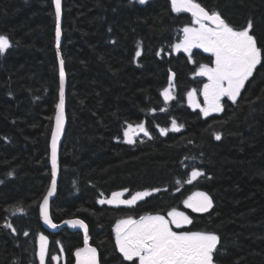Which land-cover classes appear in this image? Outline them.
Wrapping results in <instances>:
<instances>
[{
    "label": "trees",
    "instance_id": "16d2710c",
    "mask_svg": "<svg viewBox=\"0 0 264 264\" xmlns=\"http://www.w3.org/2000/svg\"><path fill=\"white\" fill-rule=\"evenodd\" d=\"M62 1L67 129L52 220L84 221L100 264H127L114 234L125 211L100 200L150 192L134 211L164 210L202 192L213 206L196 223L220 237V264H264V0H195L235 29L250 21L262 49L236 102L207 117L188 96L210 61L173 54L191 13L171 0ZM56 26L53 0H0V35L12 44L0 54V264H40L41 236L45 264H74L84 243L81 232L48 231L40 215L60 91ZM170 85L175 98L165 101ZM141 124L149 135L127 143L128 126ZM192 171L204 175L188 183Z\"/></svg>",
    "mask_w": 264,
    "mask_h": 264
},
{
    "label": "snow or ice",
    "instance_id": "6c2138e0",
    "mask_svg": "<svg viewBox=\"0 0 264 264\" xmlns=\"http://www.w3.org/2000/svg\"><path fill=\"white\" fill-rule=\"evenodd\" d=\"M141 4L145 0H139ZM172 10L176 13L190 12L193 22L197 27H185L184 37L181 43L175 45L179 52L181 49L191 56L193 48H202L215 57L214 66L202 65L197 72L199 76H206L208 83L203 86V97L206 107L201 108L204 116L207 117L214 112H222L224 97L229 98L233 103L236 102L245 83L253 75L254 70L262 61V49L257 47L255 36L250 34L252 23L249 21L243 29H235L221 17L217 11L209 12L195 0H171ZM56 26V47H60V17L61 0H55ZM12 44L5 35H0V54L6 53ZM140 52L136 53L139 56ZM60 91L59 103L56 105L57 113L55 116V131L52 133L51 143V165L52 176L51 188L43 198L41 211L45 223L51 224L48 207L49 197L56 189V175L59 170L58 165V140L62 134L64 124V61L60 59ZM165 101H170L175 97L171 94V85L162 93ZM189 104L193 107H200L195 101V90L189 93ZM175 121L172 124V131H179ZM161 134L167 135L166 129H161ZM133 132H142L145 136L149 133L141 124L134 129L132 125L124 132L126 142L134 144ZM215 139L220 140L221 135L215 134ZM204 175L199 171H192L191 179ZM124 192H114L111 199L100 200L101 204H113L116 206H133L138 200L151 195L150 192H137L131 199H122ZM187 208L193 212H208L213 202L211 197L202 192L196 193L184 202ZM169 218L163 215H145L139 220L128 218L121 220L115 228L116 245L124 260L138 262V264H215L214 255L217 253L220 237L213 233L200 231H174L191 225L192 220L183 212L173 209L168 214ZM65 223L73 227H80L84 230L85 247L77 250V264H98L97 251L88 246V227L82 220H69ZM6 227L11 228L10 224ZM14 231V229H13ZM40 264H45L47 239L40 237ZM57 261L59 257H54Z\"/></svg>",
    "mask_w": 264,
    "mask_h": 264
},
{
    "label": "flooded vegetation",
    "instance_id": "af4514ba",
    "mask_svg": "<svg viewBox=\"0 0 264 264\" xmlns=\"http://www.w3.org/2000/svg\"><path fill=\"white\" fill-rule=\"evenodd\" d=\"M197 53H199V54L201 55L202 58H207V59L210 61L209 64H204V65L209 66V65H213V64H214L215 57L212 56L211 53H209V52H205L202 48H193V49L191 50V56H189V54L186 53V52H184V51H179V52H177L176 49L174 50V53H173V54H174V55L184 54L185 56H188L190 59H192V61H194V57H193V56L196 55ZM202 58H201V59H202ZM195 60H196V59H195ZM202 65H203V64H202ZM202 65H201V66H202ZM174 77H175V76H174ZM170 82H171V83L174 82V79L172 80V79L170 78ZM206 83H208V80L206 81V79L204 80V78H203V83H202L201 87L199 88V90H198V89L195 90V94L197 95L199 101H200L202 104H205V103H204V97H203V94H202V96H200V95H201V93H203V86H204V84H206ZM246 83H247V82H246ZM246 83H245V85H246ZM171 90H172V88H171ZM242 90H243V89H242ZM192 92H193V91H192ZM241 92H242V91H241ZM171 94H172V93H171ZM240 94H241V93H240ZM227 102H232V101H231L229 98L224 97V98L222 99V101H221V103L223 104V109H224V106H225V104H226ZM124 193H125V195H126V198H129L130 196H133V195H129L127 192H124ZM194 195H195V194H194ZM194 195H193V196H194ZM193 196H191V197H193ZM148 197H149V196L145 197V198L142 199V200H138L137 203H136L135 205H133V206H127V205H119V206H116V205H111V204H105V205H107V206H109V207L117 208V209H122V210L125 211V212L121 215L122 218L119 219V220L117 221L116 225H117L121 220H125V219H128V218H132V219H135V220H139V218H140L141 216H145V215H163V216H165V218H169L167 214H168L170 211H172L173 209H175L176 211L183 212L185 215H188L189 218L192 220V224H191V225H185V227H184V228H181V229H176V228L173 226V230H174V231H178V232H180V231H200V232L210 233V232H208L207 230H205L204 227H202V226H200V225H198V224L196 223V218H197L198 216H201L202 214H204V213H206V212H204V213L193 212L190 208H187V207L185 206V203H184L183 208H171V209H169V207H168L167 209H164V210H158V209L145 210V209H144V210H142V211H136V212H135L134 210H136V209L138 208L139 204L142 203V202H144V201H146ZM128 211H129V212H128ZM116 225H115V227H114L115 238H116V232H115ZM46 239H47V241H48V247H49V239H48V238H46ZM115 246H116V251H117L119 257L122 259V261L125 262V263H127V264H133V262H129V261L124 260L122 254L120 253V251H119V249H118V247H117V245H116V242H115ZM81 248H82V247H81ZM97 250H98V249H97ZM98 252H99V251H98ZM47 254H48V248H47ZM99 257H100V255H99ZM220 258H221V257H220V254H219V252H217V253L214 255L215 264H220ZM46 260H47V256H46ZM46 260H45V262H46ZM61 262H62L63 264L66 263L65 257H63V258L61 259ZM74 264H75V256H74ZM134 264H138V262H134Z\"/></svg>",
    "mask_w": 264,
    "mask_h": 264
},
{
    "label": "water",
    "instance_id": "95a60500",
    "mask_svg": "<svg viewBox=\"0 0 264 264\" xmlns=\"http://www.w3.org/2000/svg\"><path fill=\"white\" fill-rule=\"evenodd\" d=\"M53 2H54V7H55V0H53ZM62 24H63V1L61 0V17H60V21H59L60 30H61L60 47H59V49H57V47H56L57 57H58V63H59L60 59H63L62 50H61L62 49V43H63ZM59 69H60V64H59ZM64 73H65V84H64V99H65V105H64V124H63V130H62V134L60 135L59 140H58V165H59V170H58V173H57V175L55 177V179H56V189H55L54 194L51 197H49V207H48L49 218L51 219L52 224L56 225V227L53 228L51 226V224L45 223L44 216H43L42 211H41V207H40V215H41L42 224L45 227V229H47L48 231H50L52 233H57V232H59V231H61L63 229H68L70 232H81L82 235H83V240H84V230L82 228H80V227H73L72 225H70L68 223H65L66 221H69V220L63 221L62 223H55L52 220V217H51V203L55 200V198L57 196L58 186H59L60 177H61L60 155H61V147H62V144H63V139H64V136H65V133H66V129H67V122H66V99H67V91H68V80H67V75H66V71H65V63H64ZM171 79L172 80L174 79V74H171ZM56 113H57V110H56ZM54 131H55V123H54V130H53V132ZM51 143H52V138H51ZM50 162H51V144H50ZM51 169H52V165H51ZM52 179H53V176H52ZM50 188H51V186H50ZM42 203H43V201H42ZM74 220H80V219H74ZM88 246L96 249V251H97V258H98V264H100L99 252H98V250H97L96 247H94L93 245H91V242H90L89 237H88ZM84 247H85V243H83V247L82 248H84ZM76 252H77V250L75 251V253ZM75 253H74V256H75V264H77V257L75 255Z\"/></svg>",
    "mask_w": 264,
    "mask_h": 264
},
{
    "label": "rangeland",
    "instance_id": "374dc122",
    "mask_svg": "<svg viewBox=\"0 0 264 264\" xmlns=\"http://www.w3.org/2000/svg\"><path fill=\"white\" fill-rule=\"evenodd\" d=\"M188 13H190V12H188ZM191 27H197V25H195V24H193V26H191ZM183 37H184V34H183ZM182 41H183V38H182ZM181 41V42H182ZM180 51H183L182 49L180 50ZM214 66V64L213 65H209V67H213ZM203 78H204V80L206 79V81H207V77L206 76H202ZM202 94L203 93H201V95L200 96H202ZM239 98V97H238ZM189 100V99H188ZM195 101L200 105V107H193V106H191L190 104V106H191V108L192 109H194V110H199V111H201V108H203V107H206V105L205 104H202L200 101H199V99H198V97H197V95L195 94ZM202 112V111H201ZM203 113V112H202ZM221 112H214V113H212V114H220ZM211 115V114H210ZM134 129L136 128V126H132ZM128 130V129H127ZM126 130V131H127ZM132 136H133V138H134V140H136L137 138H139V137H142V136H145L142 132H139V133H137V132H133L132 133ZM126 138V137H125ZM127 139V138H126ZM131 197L132 196H130L129 198H126V195L124 194V196L122 197V199H131ZM107 199H111V196L110 197H108ZM107 199H105V200H107ZM105 204H107V203H105ZM111 205H113V204H111ZM45 237V236H44ZM40 238H39V241H38V245H39V253H40ZM47 248H48V241H47V245H46V256H47ZM46 256H45V260H46ZM39 259H40V257H39Z\"/></svg>",
    "mask_w": 264,
    "mask_h": 264
}]
</instances>
